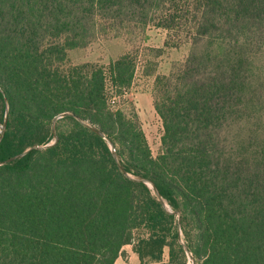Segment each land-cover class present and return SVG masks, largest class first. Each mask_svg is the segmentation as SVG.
<instances>
[{
  "label": "trees",
  "instance_id": "trees-1",
  "mask_svg": "<svg viewBox=\"0 0 264 264\" xmlns=\"http://www.w3.org/2000/svg\"><path fill=\"white\" fill-rule=\"evenodd\" d=\"M151 24L190 46L154 75L156 156L110 101L131 53L68 60ZM0 136V163L55 141L0 164V264H264V0H0Z\"/></svg>",
  "mask_w": 264,
  "mask_h": 264
},
{
  "label": "rangeland",
  "instance_id": "rangeland-1",
  "mask_svg": "<svg viewBox=\"0 0 264 264\" xmlns=\"http://www.w3.org/2000/svg\"><path fill=\"white\" fill-rule=\"evenodd\" d=\"M166 31L151 24L143 35L134 40L124 37L97 36L92 42L83 47H76L68 51V60L72 64L85 62L107 65L126 52H130L136 61V68L131 86L120 97H110L114 108L123 109L128 114L136 113L138 123L145 133L152 155L160 152V136L162 123L153 107V81L155 74H166L172 66L181 63L187 56L190 46L183 42L178 46H164ZM162 49L160 53L156 49ZM152 74L144 75V72ZM255 121V120H254ZM143 235L142 231L136 232ZM125 264H133L131 255L137 254L133 245H124L120 254ZM139 264V260H136ZM190 264V261L188 262Z\"/></svg>",
  "mask_w": 264,
  "mask_h": 264
},
{
  "label": "water",
  "instance_id": "water-1",
  "mask_svg": "<svg viewBox=\"0 0 264 264\" xmlns=\"http://www.w3.org/2000/svg\"><path fill=\"white\" fill-rule=\"evenodd\" d=\"M65 115H72V113H71V112H63V113L58 114V115L54 118L53 125H54V123H55V121H56L57 119H59V118L65 116ZM78 119H79V118H78ZM5 125H6V118L4 119V122H3V125H2V131L4 130ZM2 131H1V132H2ZM95 131H96L98 134H101V135H102V133H101L100 131H98V130H95ZM53 132L55 133L54 128H53ZM0 138H1V136H0ZM54 139L56 140V135L54 136ZM54 142H55V141H53V142H51V143H47L46 145H37V144H34V145H33L32 147H30L29 149H26L25 151H23V152H21V153H19V154H16V155H14V156L9 157L8 159H6V160H4L3 162H1L0 164H5V163H7V162H10V161H12V160H14V159H16V158H19V157L23 156V155H24L27 151H29L30 149H41V148H44V147H47V146L52 145ZM109 143H110V147H111V149H112V151H113V153H114V147H113V145H112L111 142H109ZM119 167H120V169L123 171L122 167H121V166H119ZM142 181L148 183V184L152 187V189H153L154 191H156V188H155V186L153 185L152 182H150V181H148V180H145V179H144V180L142 179ZM156 193H157L158 197L161 199V201L164 203V200H163L162 197L158 194L157 191H156ZM176 213H177V215L179 216V212H176Z\"/></svg>",
  "mask_w": 264,
  "mask_h": 264
},
{
  "label": "crops",
  "instance_id": "crops-1",
  "mask_svg": "<svg viewBox=\"0 0 264 264\" xmlns=\"http://www.w3.org/2000/svg\"><path fill=\"white\" fill-rule=\"evenodd\" d=\"M130 259H131V262H133V264H138L136 261L138 258H136L135 255H131V258H129V261H130ZM125 260H127V259H123L121 257V255H119L114 264H125Z\"/></svg>",
  "mask_w": 264,
  "mask_h": 264
}]
</instances>
